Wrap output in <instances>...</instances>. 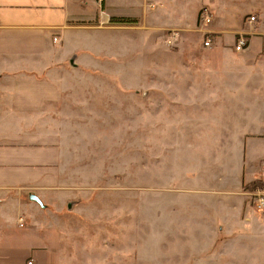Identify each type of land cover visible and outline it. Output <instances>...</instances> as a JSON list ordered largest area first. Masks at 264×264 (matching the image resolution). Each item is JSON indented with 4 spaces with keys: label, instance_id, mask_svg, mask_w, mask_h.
<instances>
[{
    "label": "crops",
    "instance_id": "0c3cea01",
    "mask_svg": "<svg viewBox=\"0 0 264 264\" xmlns=\"http://www.w3.org/2000/svg\"><path fill=\"white\" fill-rule=\"evenodd\" d=\"M202 9L214 13L215 25L209 27L214 23L212 15L210 24L199 23ZM250 17L254 23H248ZM113 18L129 23H113ZM193 30L204 35L202 42L180 40L193 50L182 59L183 85L165 87L168 94H160L157 101L163 106L152 114L166 127L161 115L173 119L169 125L175 126L177 114L181 112L178 118L189 115V109L201 115L196 123L215 122L203 116L216 117L214 109L224 110L218 90H240L210 86L205 79L224 73L231 76L234 69L247 71L252 62L261 63L262 71L257 73H264V0H105L101 5L94 0H0V264H89L83 259L96 255L105 256L103 264H128L126 255H120L123 246L65 244L62 232L78 231L79 221H92L89 215L63 212L79 195L66 176L65 105L77 99L79 77L98 67L101 57L108 61L114 57L120 63L129 53L128 44L169 45L168 34ZM97 32L103 33L107 48L96 40ZM207 37L212 39L209 53L203 47ZM239 37L247 45L236 52ZM114 44L121 48L113 49ZM114 72L107 69V73ZM101 90L111 93L110 88ZM169 136L184 146L190 143L188 135L173 132ZM236 136L241 143L237 154L240 178L232 189L224 191L221 199L202 197L186 202L187 212L205 223L210 236L199 253L182 264H251L254 261L243 256L251 250L238 249L255 245L264 255V210L256 206L258 192L264 191L262 113ZM256 162L261 168L254 167ZM254 182L263 187L245 190ZM30 195L43 207L29 200ZM119 221L122 231L126 216Z\"/></svg>",
    "mask_w": 264,
    "mask_h": 264
},
{
    "label": "rangeland",
    "instance_id": "374dc122",
    "mask_svg": "<svg viewBox=\"0 0 264 264\" xmlns=\"http://www.w3.org/2000/svg\"><path fill=\"white\" fill-rule=\"evenodd\" d=\"M211 15L214 23L209 27L216 24L214 13ZM170 34L169 45L128 44L129 53L120 63L114 57L110 61L101 57L98 67L79 77L77 99L65 105L66 176L79 195L63 212L89 215L92 219L79 221L78 231L73 223L71 228L75 230L62 232L70 247L123 246L120 255H126L128 264H182L199 253L210 236L205 223L194 220L187 212V200L221 199L240 178L237 154L241 143L236 133L257 119L259 113L264 118V73H257L263 65L252 62L247 71L234 69L233 75L226 76L220 70L223 75L205 79L210 86L240 89L233 93L218 90V98L225 102L224 110L214 109L216 117L203 116L215 122L196 123L201 115L189 109V115L178 118L181 112L177 114L175 126L169 125L173 119L161 115L166 127L152 114L163 106L157 101L160 94H168L165 87L183 85L182 59L193 50L180 40L202 42L204 32ZM102 35L97 32L96 40L107 48ZM112 48L119 50L121 46L114 44ZM107 69L118 72L107 73ZM107 88L111 93L100 92ZM228 104L230 110H226ZM173 132L190 136V143L184 146L176 142L169 136ZM261 166L254 163L256 169ZM191 186L198 188L183 191ZM122 215L127 222H122L125 227L121 231ZM238 250H251L243 256L254 261L251 264H264L257 245ZM104 258L96 255L83 262L103 264Z\"/></svg>",
    "mask_w": 264,
    "mask_h": 264
},
{
    "label": "built area",
    "instance_id": "2783aa9c",
    "mask_svg": "<svg viewBox=\"0 0 264 264\" xmlns=\"http://www.w3.org/2000/svg\"><path fill=\"white\" fill-rule=\"evenodd\" d=\"M94 1L97 4L101 5L102 3H104L105 0H94ZM210 22H211L210 11L207 9H202L200 11V14H199V23L206 26V25L210 24ZM254 22H255L254 17H250L248 20V23L251 24ZM246 45H247L246 39L244 37H239L234 49L236 52H241L246 47ZM211 46H212V39L207 37L203 43V47L209 49V48H211ZM256 206L258 209L264 210V191L258 192V195L256 198ZM28 264H31V262H29Z\"/></svg>",
    "mask_w": 264,
    "mask_h": 264
},
{
    "label": "trees",
    "instance_id": "16d2710c",
    "mask_svg": "<svg viewBox=\"0 0 264 264\" xmlns=\"http://www.w3.org/2000/svg\"><path fill=\"white\" fill-rule=\"evenodd\" d=\"M111 22L118 23V24H126V23H129L126 20H123V19H115V18L111 19ZM257 187L259 188L260 185L257 182H254V183H251V184L245 186V190H247V189H255Z\"/></svg>",
    "mask_w": 264,
    "mask_h": 264
},
{
    "label": "water",
    "instance_id": "95a60500",
    "mask_svg": "<svg viewBox=\"0 0 264 264\" xmlns=\"http://www.w3.org/2000/svg\"><path fill=\"white\" fill-rule=\"evenodd\" d=\"M29 200H31L32 202L37 203L40 207H43V205L41 204V201L34 195H30L29 196Z\"/></svg>",
    "mask_w": 264,
    "mask_h": 264
}]
</instances>
